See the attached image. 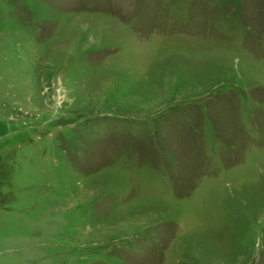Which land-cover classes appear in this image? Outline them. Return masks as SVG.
I'll return each instance as SVG.
<instances>
[{
  "label": "rangeland",
  "instance_id": "rangeland-1",
  "mask_svg": "<svg viewBox=\"0 0 264 264\" xmlns=\"http://www.w3.org/2000/svg\"><path fill=\"white\" fill-rule=\"evenodd\" d=\"M0 0V264H264V0Z\"/></svg>",
  "mask_w": 264,
  "mask_h": 264
},
{
  "label": "trees",
  "instance_id": "trees-1",
  "mask_svg": "<svg viewBox=\"0 0 264 264\" xmlns=\"http://www.w3.org/2000/svg\"><path fill=\"white\" fill-rule=\"evenodd\" d=\"M197 0L194 1V3H196Z\"/></svg>",
  "mask_w": 264,
  "mask_h": 264
}]
</instances>
